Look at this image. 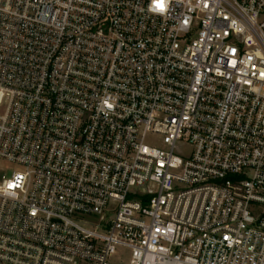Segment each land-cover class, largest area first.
Segmentation results:
<instances>
[{"label":"built area","instance_id":"1","mask_svg":"<svg viewBox=\"0 0 264 264\" xmlns=\"http://www.w3.org/2000/svg\"><path fill=\"white\" fill-rule=\"evenodd\" d=\"M0 264H264V0H0Z\"/></svg>","mask_w":264,"mask_h":264},{"label":"rangeland","instance_id":"2","mask_svg":"<svg viewBox=\"0 0 264 264\" xmlns=\"http://www.w3.org/2000/svg\"><path fill=\"white\" fill-rule=\"evenodd\" d=\"M9 167L12 168L11 165H9ZM89 218H90V217H89ZM122 255H123V256H126L127 254H126V252H122Z\"/></svg>","mask_w":264,"mask_h":264}]
</instances>
